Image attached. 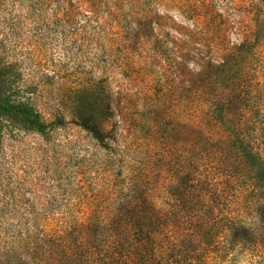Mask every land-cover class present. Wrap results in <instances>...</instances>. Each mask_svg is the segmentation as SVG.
<instances>
[{"label": "rangeland", "instance_id": "1", "mask_svg": "<svg viewBox=\"0 0 264 264\" xmlns=\"http://www.w3.org/2000/svg\"><path fill=\"white\" fill-rule=\"evenodd\" d=\"M205 1L0 0V66L16 74L46 125L42 133L1 128L0 264H32L29 236L54 228L56 217L73 212L78 182H107L102 144L108 133L97 124L110 107L118 118L129 116L124 119L130 136L166 138L175 163H186L187 140L198 136L186 131L184 89L210 73L206 61L226 59L245 38L234 33L231 5L211 0V11L203 8ZM210 21L229 29L214 33L207 29ZM223 96L218 89L215 99ZM84 104L96 108L90 118ZM151 105L173 107L180 124L171 123L167 109L152 112ZM162 117L163 129L150 126ZM206 122L207 141L233 134L221 115L213 130H206ZM251 136L260 158L238 149L242 165L232 146L225 152L215 146V152L228 164L217 183L235 188L230 217L253 240L264 234V136L261 130ZM49 215L53 221L46 225Z\"/></svg>", "mask_w": 264, "mask_h": 264}, {"label": "trees", "instance_id": "2", "mask_svg": "<svg viewBox=\"0 0 264 264\" xmlns=\"http://www.w3.org/2000/svg\"><path fill=\"white\" fill-rule=\"evenodd\" d=\"M219 1L231 5L237 17L234 33L251 41L241 39L237 51L222 61H206L210 73L185 87L186 131L198 136L187 140L186 163H175L166 138L130 136L125 129L129 116L118 118L110 107L104 122L97 124L108 133L102 144L107 161L102 178L107 182H78L70 204L73 212L56 217L54 228L29 236L27 257L32 264H264V234L251 240L230 217L235 188L217 183L228 164L220 163L215 152V146L221 152L232 146L240 164L238 149L260 158L251 134L261 130L264 136V0ZM210 2L203 8L212 11ZM227 27L207 22L214 33ZM218 89L224 91L220 101L215 99ZM178 90L175 84L174 92ZM150 107L152 112L167 109ZM82 109L89 118L96 112L94 105ZM166 115L175 127L180 124L173 107ZM220 115L233 134L219 133L207 141L203 124L207 121L206 130H213ZM159 119L150 126L163 129L165 121ZM2 126L36 133L46 129L16 74L0 66V140ZM117 129L124 134L110 137ZM44 221L47 225L53 216Z\"/></svg>", "mask_w": 264, "mask_h": 264}]
</instances>
